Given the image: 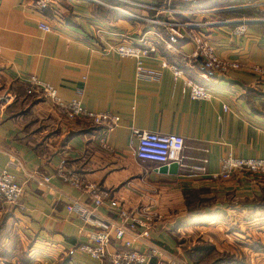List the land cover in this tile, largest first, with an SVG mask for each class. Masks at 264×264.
I'll return each instance as SVG.
<instances>
[{
	"label": "crops",
	"instance_id": "0c3cea01",
	"mask_svg": "<svg viewBox=\"0 0 264 264\" xmlns=\"http://www.w3.org/2000/svg\"><path fill=\"white\" fill-rule=\"evenodd\" d=\"M157 1L52 0L40 8L35 0H0V95L9 97L0 102V172L7 168L23 191L18 205L0 200V264H108L66 252L86 242L93 230L118 224L110 200L156 213L147 240L129 234L132 249L156 250L145 264L184 261L176 239L190 226L232 218L247 225L261 218L262 211L252 207L264 201V177L235 173L221 180L216 174L227 155L264 159V80L251 70L264 67V0L260 20L247 22L240 36L230 34L236 24L186 28L203 36L217 57L238 63L226 75L203 71L189 57L193 44L188 38L178 40L171 53L152 37L153 31L164 37L161 27L130 16L146 18L151 13L139 4ZM220 1L174 2L171 8L198 11L175 14L181 22L218 21L220 12L252 0H229L228 8ZM40 23L52 31H42ZM140 37L155 50L141 61L159 74L157 79H135L134 60L103 53L104 44L140 47ZM162 64L177 67L181 76L173 79ZM30 76L55 87L64 102L79 100L88 112L117 116L118 126L106 132L84 118L66 119L46 98L25 95ZM184 79L203 86L211 98L191 100ZM132 129L183 139L180 158L171 162L177 165L174 174L134 157ZM59 166L63 176L105 193L103 205L93 208L85 193L55 174ZM199 166L203 172L195 170ZM71 204L91 212L90 224L65 210Z\"/></svg>",
	"mask_w": 264,
	"mask_h": 264
},
{
	"label": "built area",
	"instance_id": "2783aa9c",
	"mask_svg": "<svg viewBox=\"0 0 264 264\" xmlns=\"http://www.w3.org/2000/svg\"><path fill=\"white\" fill-rule=\"evenodd\" d=\"M52 0H35L40 8H45ZM175 1L177 4H189L191 0H166V5L169 2ZM264 5V1L263 4ZM150 9V7H148ZM168 15L183 12L184 14H194L198 11H176L175 9H165ZM135 19L141 20L139 17L132 16ZM153 25L161 27L164 30V37L156 32H152L154 40L163 43L165 49L171 53H176L174 44L183 38H188L193 44V51L189 56L191 59L198 60L199 66L202 70L214 72L219 75H226L229 72L235 71L239 68L238 63L233 61H226L217 57L213 48L208 42L196 33V35H189L186 31L187 27L196 29L209 27L215 24L214 22L191 23V22H176L172 18L166 21L145 20ZM245 23V22H244ZM39 28L44 32H51L50 28L45 23H40ZM245 26L239 25L231 29L232 36H240L244 33ZM140 47H134L129 44L103 45V53L114 54L119 58H130L134 60V77L139 80H154L159 74L155 71L144 68L141 59L147 57L155 50L152 46L142 38L136 41ZM184 57V55H180ZM183 60H181L182 62ZM162 68H167L172 73L173 79L181 76V71L175 66L166 67L164 64ZM253 73L257 74L264 80V67H251ZM183 90L187 92L191 100H209L211 94L203 86H200L191 80L184 79ZM27 95H40L46 98L53 108L57 109L66 119L84 118L92 125L98 127L102 131L110 132L118 126L119 118L109 113H91L86 111L79 100H70L64 102L59 97L55 87L48 83L39 80L35 76H30L27 79V86L25 88ZM8 94L4 93L0 97V101L7 102ZM222 110L226 111V107L222 106ZM131 136L135 139L136 145L134 147V157L139 161L152 162L157 165L167 166L171 162H177L180 158L182 149L184 148L183 139L175 134H159L153 132H143L139 130H131ZM103 146V138L99 140ZM205 163V161H202ZM195 170L203 172V166L196 167ZM62 166H59L55 174L70 186L81 190L85 193L93 208L100 207L105 202L107 195L100 192L93 184H85L76 177L71 175H62ZM259 175L264 176V159L260 158H238L227 155L220 159L219 170L216 177L221 180H228L233 174ZM49 179L46 178L47 182ZM22 195V187L16 181L8 169H3L0 172V198L5 204H15ZM109 208L116 210L118 224L110 225L105 228L95 229L89 233L86 242L76 246L74 249H69L66 254L71 256L77 252L81 255L87 256L91 260L102 263L107 261L108 264H145L147 257H155L156 250L147 248V252L143 253L139 250L132 249L133 238L145 240L153 227V219L157 216L154 211L148 208H122L116 201L110 200L107 202ZM21 210L24 207L21 206ZM67 212L74 213L85 224L89 223L91 212L85 207L78 204H71L65 207ZM108 246L114 248L113 252H108ZM170 264H183L182 262H171Z\"/></svg>",
	"mask_w": 264,
	"mask_h": 264
},
{
	"label": "rangeland",
	"instance_id": "374dc122",
	"mask_svg": "<svg viewBox=\"0 0 264 264\" xmlns=\"http://www.w3.org/2000/svg\"><path fill=\"white\" fill-rule=\"evenodd\" d=\"M261 1L262 0H252V1H247L245 3H243L242 1L241 2L242 4L235 5L237 7L236 10H226L220 12L219 15L217 16L218 21L212 18V19H207L204 22L205 23L214 22L215 24L210 25L212 27L219 25L229 26L231 24H236L235 26H233V28L239 25L245 26V24L249 21L260 20V14H261L260 10L262 7L259 3ZM174 2L175 1H171L169 2L168 5H166V0H158L157 4L154 6L139 4V6L145 7L151 13V15L147 16L146 18L140 17L141 21H145V20L166 21L172 18L176 22H181V20H178L175 16L168 15L167 11L165 10L167 8L172 9L171 7L173 6ZM218 5L226 8L232 7L229 6L231 5V2L229 0H221L220 3H218ZM103 6L108 7L106 3H103ZM148 7H150V9ZM244 17H247L248 19ZM191 23H203V21L201 22L197 20ZM188 34L196 35V33L193 32H188ZM4 93L7 92H3L2 95ZM2 95H0V97ZM27 96H34V95H27ZM12 175L15 177L14 174ZM242 175L246 177H264L259 175H246V174H242ZM16 181L19 183L17 179ZM1 202L3 201L1 200ZM18 202L19 200L15 204H7V205H18ZM255 205H256L255 207L254 206L252 207L255 209L252 210H257V211L261 210L262 216L261 218L259 217L253 218V220L247 225L246 223L244 224L242 223L239 225L238 224L240 223L238 221L239 219H235L236 221H233L232 218L231 220L225 219L222 222L208 223L209 224L208 226H205L206 224L203 223L202 225L198 224V226H190L188 228V231H186L182 235H179V237L176 239L177 245H180V256L185 259V260L183 259L184 261H182V263L183 264H264V201L258 200ZM19 206L21 208V206L23 205L21 204ZM206 206H210V202H208L206 205L204 204L203 206L197 207L196 212L202 210ZM134 208H138V207H134ZM125 209H130V208H125ZM188 209L190 212L194 211L192 210L191 207ZM236 228H239V231H237ZM230 231H236L234 232V234L237 235L235 236L233 233L230 234ZM238 239L241 242L238 241L237 244L236 242ZM246 239L247 241H245Z\"/></svg>",
	"mask_w": 264,
	"mask_h": 264
},
{
	"label": "water",
	"instance_id": "95a60500",
	"mask_svg": "<svg viewBox=\"0 0 264 264\" xmlns=\"http://www.w3.org/2000/svg\"><path fill=\"white\" fill-rule=\"evenodd\" d=\"M177 165L176 163H170L167 166L163 165L161 170L164 172L165 170L168 171V173L170 174H174V172L176 171Z\"/></svg>",
	"mask_w": 264,
	"mask_h": 264
},
{
	"label": "trees",
	"instance_id": "16d2710c",
	"mask_svg": "<svg viewBox=\"0 0 264 264\" xmlns=\"http://www.w3.org/2000/svg\"><path fill=\"white\" fill-rule=\"evenodd\" d=\"M25 95H26V93H25ZM27 96V95H26ZM30 97V96H29ZM191 208H193V207H191Z\"/></svg>",
	"mask_w": 264,
	"mask_h": 264
}]
</instances>
